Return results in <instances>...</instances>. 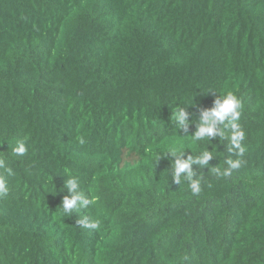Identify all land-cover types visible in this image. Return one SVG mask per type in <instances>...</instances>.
<instances>
[{"label": "trees", "instance_id": "trees-1", "mask_svg": "<svg viewBox=\"0 0 264 264\" xmlns=\"http://www.w3.org/2000/svg\"><path fill=\"white\" fill-rule=\"evenodd\" d=\"M228 91L246 164L193 165V196L156 160L199 150L171 111L193 96L198 120ZM0 159V264H264V0H0ZM69 174L98 199L67 217Z\"/></svg>", "mask_w": 264, "mask_h": 264}, {"label": "clouds", "instance_id": "clouds-1", "mask_svg": "<svg viewBox=\"0 0 264 264\" xmlns=\"http://www.w3.org/2000/svg\"><path fill=\"white\" fill-rule=\"evenodd\" d=\"M193 103L192 96L190 102L176 105L175 110L171 111L170 121L177 130L184 133V136L189 137L199 150L195 153L191 151V154L185 157L184 150L186 148H183L177 142L175 146H171L166 151L159 153L156 160L161 156L164 158L173 157L174 159L170 161L172 182L176 185H180L182 181L186 182L191 194L199 196L202 192L203 176L201 175L202 172L198 174L193 169V165H196L199 169L208 168V171L210 170L217 178H227L232 175L233 171L239 170L246 164L244 154L247 149L243 144L245 132L240 123L243 102L234 92L228 91L224 94L216 95L212 107L200 110L198 120L190 119V114L186 111V107L181 106L193 105ZM189 124H194L195 126V131L192 134H188ZM213 140L218 143L221 140L228 142L226 148L228 155L224 158V164L227 166L224 168L209 166V161L217 157L214 155L212 147L213 145L217 146V144H213ZM200 142H203V145ZM79 143L84 144V140L80 139ZM27 151L28 148L25 141H17L12 148V153L16 156H23ZM0 168H5L3 159H0ZM5 171L8 175H13L11 168H5ZM64 188L67 189V195L62 197L59 208L61 214L67 217L80 209L94 205L98 199L95 196L86 194L80 187L77 178L70 174L64 181ZM8 192L7 180L3 174H0V197L7 196ZM76 223L86 229H99L101 227L99 219L89 217L77 220Z\"/></svg>", "mask_w": 264, "mask_h": 264}]
</instances>
